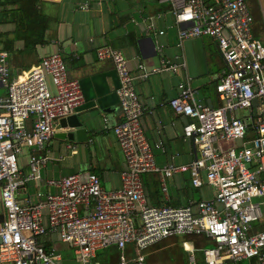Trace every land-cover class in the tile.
I'll use <instances>...</instances> for the list:
<instances>
[{"label": "built area", "instance_id": "built-area-1", "mask_svg": "<svg viewBox=\"0 0 264 264\" xmlns=\"http://www.w3.org/2000/svg\"><path fill=\"white\" fill-rule=\"evenodd\" d=\"M158 1L172 8L178 47L185 40L212 38L225 65L215 86L218 108L194 99L187 76L168 102L175 114L187 119L183 137L196 147L198 157L187 166L156 165L134 86L136 79L154 73L179 74L184 62L152 69L138 64L134 76L120 51L102 46L96 57L111 61L118 79L123 119L113 133L126 163L121 188L105 191L93 173L84 178L69 175L44 181L56 193L38 192L36 203L20 202L19 191L28 182L42 181L39 170L48 160L31 153L24 173L19 166L23 150L46 153L56 124L82 107L84 96L79 82L69 78L59 52L11 78L8 52L0 51V88L6 90L0 96V264H61V256L40 242L49 234L74 249L78 264H98L97 252L110 247L119 252L117 264H146L145 251L160 241L201 235L214 246L203 249V262L197 263L184 244L189 264H264V227L252 231L254 224L264 221V43L253 35V15L246 0ZM239 111L247 116L239 117ZM249 131L252 135L247 137ZM182 171L190 172L195 187L205 183L213 188V201L195 204L196 214L190 206L147 204L141 181L145 173L170 178ZM89 205L92 209L80 214V207ZM128 247H133L132 257L126 254Z\"/></svg>", "mask_w": 264, "mask_h": 264}, {"label": "crops", "instance_id": "crops-1", "mask_svg": "<svg viewBox=\"0 0 264 264\" xmlns=\"http://www.w3.org/2000/svg\"><path fill=\"white\" fill-rule=\"evenodd\" d=\"M43 1V11L52 19L45 33L48 42L33 50L26 49L21 34L19 41H10L14 38V25L1 23L0 51L8 52L11 78L36 66L43 57L59 52L69 78L80 84L84 104L79 113L88 121L85 133L79 135L58 122L46 153L23 150L19 166L24 173L28 172L27 160L31 153L36 156L44 154L48 160L39 170L42 181L28 182L18 193L19 201L36 203L38 192L56 193L57 189L46 186L44 181L69 175L84 178L93 173L105 191L121 188V174L126 170V163L113 133V127L123 119L116 95L118 79L112 62L99 61L96 57V49L102 46L120 51L134 76L138 73V64L152 69L165 62H184L185 70L179 74L154 73L146 79H136L134 86L144 108L141 126L156 165L187 166L194 161L198 157L197 149L182 133L187 119L175 114L168 102L177 95L178 83L187 76L196 101L213 109L220 106L215 86L225 65L216 42L202 37L185 40L178 47L172 8L158 0ZM246 2L254 18L253 35L264 43V19L260 17L264 13V4L258 0ZM11 46L19 49V58L16 53L7 51ZM47 87L50 92H55L50 80H47ZM237 115L242 118L247 116V112L239 111ZM68 134H72V140H69ZM251 135V131L247 132V137ZM199 178L204 182L203 171L199 172ZM141 181L143 196L151 206H190L196 214L195 204L211 202L214 198V190L209 185L203 183L195 187L192 184L189 171L176 172L170 178L145 173ZM91 209L92 205L82 206L80 214ZM260 226H264V221L253 225L252 231ZM40 242L46 249L55 252L58 244H63L54 234L40 237ZM184 244L193 250L197 263L203 262L202 250L214 246L204 235L168 238L146 250V264H189V253ZM126 254L132 257L133 247H128ZM118 255L116 249L110 260L105 257L100 262L96 254L94 261L98 264H117ZM74 258L61 256L62 260ZM243 262L255 264L254 260L240 263ZM227 264L233 263L227 261Z\"/></svg>", "mask_w": 264, "mask_h": 264}, {"label": "trees", "instance_id": "trees-1", "mask_svg": "<svg viewBox=\"0 0 264 264\" xmlns=\"http://www.w3.org/2000/svg\"><path fill=\"white\" fill-rule=\"evenodd\" d=\"M44 4L43 0H0V24L11 23L15 27L14 38L10 41H19L21 34L24 36V47L30 50L48 42L45 33L52 19L44 13ZM13 48L11 46L7 51L19 53V49Z\"/></svg>", "mask_w": 264, "mask_h": 264}, {"label": "water", "instance_id": "water-1", "mask_svg": "<svg viewBox=\"0 0 264 264\" xmlns=\"http://www.w3.org/2000/svg\"><path fill=\"white\" fill-rule=\"evenodd\" d=\"M256 103L257 102H254V105H256ZM80 109L81 107L74 114L59 121L64 127L75 130L77 135L85 133L86 129L84 127L88 121L87 118L80 115ZM68 138L72 140V134H68ZM241 143V140L236 141L237 146H241ZM0 220H2V216H0ZM253 232H255V230ZM61 264H78V262L76 260H62Z\"/></svg>", "mask_w": 264, "mask_h": 264}, {"label": "rangeland", "instance_id": "rangeland-1", "mask_svg": "<svg viewBox=\"0 0 264 264\" xmlns=\"http://www.w3.org/2000/svg\"><path fill=\"white\" fill-rule=\"evenodd\" d=\"M258 2L264 4V0H258ZM260 17L262 19H264V13L263 12H262V14H260ZM16 57L19 58V53H17V52H16ZM5 94H6V90L4 88H0V96H4ZM254 225H256V224H254ZM56 253L60 254L61 256H65L67 258H73L74 257V249L72 247H70L68 244H62V245L58 244V249L56 250ZM145 253H147V251ZM115 254H116V249L114 247H110L107 249L99 250L97 252V257H98V260L100 262H103L105 257H107L110 260L111 255H115Z\"/></svg>", "mask_w": 264, "mask_h": 264}]
</instances>
